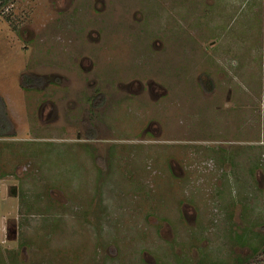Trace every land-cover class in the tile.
Masks as SVG:
<instances>
[{
  "label": "rangeland",
  "instance_id": "obj_1",
  "mask_svg": "<svg viewBox=\"0 0 264 264\" xmlns=\"http://www.w3.org/2000/svg\"><path fill=\"white\" fill-rule=\"evenodd\" d=\"M0 129V264H264V0H0Z\"/></svg>",
  "mask_w": 264,
  "mask_h": 264
},
{
  "label": "trees",
  "instance_id": "obj_2",
  "mask_svg": "<svg viewBox=\"0 0 264 264\" xmlns=\"http://www.w3.org/2000/svg\"><path fill=\"white\" fill-rule=\"evenodd\" d=\"M2 124H3V123H2ZM6 126H9V125H7V124H6V125H4V126H3V129H5V128H6ZM0 130H1V129H0ZM3 133H4V132L0 131V135H2Z\"/></svg>",
  "mask_w": 264,
  "mask_h": 264
}]
</instances>
